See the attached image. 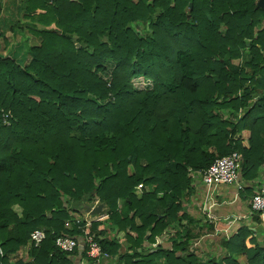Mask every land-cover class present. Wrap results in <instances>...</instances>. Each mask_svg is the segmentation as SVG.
Returning a JSON list of instances; mask_svg holds the SVG:
<instances>
[{
	"label": "trees",
	"instance_id": "16d2710c",
	"mask_svg": "<svg viewBox=\"0 0 264 264\" xmlns=\"http://www.w3.org/2000/svg\"><path fill=\"white\" fill-rule=\"evenodd\" d=\"M257 1L24 2L38 37L30 62L0 57V264L85 257L56 248L59 236H93L115 264H264V241L244 220L220 239L221 255L192 251V240L216 227L207 217L198 227L188 209L193 174L218 157L237 151L246 181L264 177ZM238 58L242 68L231 62ZM244 130L250 136L237 137ZM83 193L107 201L110 225L70 218L69 201ZM36 228L45 240L23 251ZM163 235L167 246L146 247Z\"/></svg>",
	"mask_w": 264,
	"mask_h": 264
},
{
	"label": "crops",
	"instance_id": "0c3cea01",
	"mask_svg": "<svg viewBox=\"0 0 264 264\" xmlns=\"http://www.w3.org/2000/svg\"><path fill=\"white\" fill-rule=\"evenodd\" d=\"M24 2H26V0H0V57L12 59L21 67L27 64L28 60L31 58L28 51V45H30L29 42H38V37H33V35L29 33L28 27L32 24V21L25 15L27 10H25L26 7ZM241 184L243 185L244 190L242 193L238 194L236 193V188L233 185L222 184L218 187V190L215 193V203L212 205V211L217 216L226 217L230 215L229 217L232 218L233 216L246 214L249 210L251 195L264 188V177L260 176L246 181L241 172ZM204 197V189L201 187L199 189L197 188L192 196V205H195V208L198 209V211L196 210L197 215L195 216L197 220L200 221L197 224L198 227L205 229L207 219L206 215L202 211ZM244 222H246L253 229L255 236L260 234L264 236L263 220L262 222H257L253 219V217H247ZM222 223L224 225H222ZM222 223L218 222L216 229L224 228L225 222L222 221ZM237 223L238 221L233 224L229 230ZM229 233L231 235L230 231ZM212 237L214 238L215 243H220V239H222V235L220 233H216L215 230L214 233L203 232L202 235L197 238L198 240H196L197 243L199 240L200 242L203 241L204 244L210 243V247L214 246L216 249L215 245H211V241L206 242L208 239L211 240ZM160 239L151 245L146 244V247H157ZM200 251H203L201 247ZM209 251H211V249H209ZM217 252L218 251H215L214 254H218ZM210 253L212 252H209V254ZM78 258L79 259L74 261V264H95L92 261H86V258H84V261H81V256ZM24 260H29L27 254L24 256ZM12 262L17 263L16 261H11L10 263ZM104 262H108V260Z\"/></svg>",
	"mask_w": 264,
	"mask_h": 264
},
{
	"label": "built area",
	"instance_id": "2783aa9c",
	"mask_svg": "<svg viewBox=\"0 0 264 264\" xmlns=\"http://www.w3.org/2000/svg\"><path fill=\"white\" fill-rule=\"evenodd\" d=\"M4 120L7 119V114H3ZM242 158L239 152L233 151L227 155L216 158L205 170L198 174H193L195 190L198 188L204 189L205 197L202 204V211L207 218L213 221L215 227L218 221L227 222L224 228L216 229V233H220L223 238L229 239V228L237 221L245 220L247 217H252L254 214H259L263 220L264 213V188L252 195L250 199L249 210L244 215H237L230 218L229 216H217L212 211V205L215 203L216 192L222 184L233 185L236 188V193L243 191L241 184ZM77 224L84 223L81 219L76 220ZM91 221L85 223L90 226ZM45 229L36 228L30 233L28 246H39L46 238ZM197 244V243H196ZM55 247L64 253H72L77 250H85V257L95 261V264L101 263L104 259L110 258V255L102 250L101 245L93 236H87L82 239H77L71 236L56 237ZM7 264H17L15 262Z\"/></svg>",
	"mask_w": 264,
	"mask_h": 264
},
{
	"label": "rangeland",
	"instance_id": "374dc122",
	"mask_svg": "<svg viewBox=\"0 0 264 264\" xmlns=\"http://www.w3.org/2000/svg\"><path fill=\"white\" fill-rule=\"evenodd\" d=\"M192 5V4H191ZM208 17L210 18V15H208ZM141 26V25H140ZM140 26H138V27H140ZM264 28V18L263 17H261L260 18V20H259V22L256 24V26H255V30L256 31H260V30H262ZM76 44V47H80L81 46V44L79 43V42H76L75 43ZM249 45V42H247V46ZM28 47H29V45H28ZM29 59V58H28ZM226 59H228V57H226ZM29 62H30V59L28 60V62H27V64H25L24 66H26V65H28L29 64ZM231 62L234 64V66H236V67H238V68H242L243 67V62H244V58H238V59H232L231 60ZM22 63V62H21ZM24 66H22V67H24ZM246 85H248V83L246 82ZM258 97L259 96H257L256 97V99H258ZM226 101L227 100H229L228 98H226L225 99ZM222 97H220V98H218V100H217V102L218 103H220V102H223V101H225ZM241 116V114H239V117ZM3 118H4V116H3ZM3 121H5L6 122V120H4L3 119ZM240 136H242V137H245V138H248L249 136H250V131L249 130H244V131H242V133L241 134H237V137H240ZM128 171L131 173L132 172V167H129L128 168ZM139 188L140 189H143L144 187L142 186V185H140L139 186ZM147 188V187H146ZM147 189H149V188H147ZM239 192H243V191H239ZM186 201V200H185ZM185 205H186V207H189L190 205H189V203L187 202V203H185ZM126 205L124 204V202L123 201H119V205H118V209L121 211V210H125L126 208ZM12 209L13 210H15L20 216H23V211H22V208L18 205V204H14L13 205V207H12ZM189 209V211L191 212V213H193V214H195V216L197 215V211H198V209H196V208H194V207H190V208H188ZM197 210V211H196ZM48 216H50V214L48 213ZM230 216V215H229ZM70 218L73 220V221H75L76 222V220H78V219H81V217L78 215V214H76V213H74V212H72V213H70ZM210 220V219H209ZM101 221H103V222H106L107 223V225H110L109 223V221H108V216L107 217H105V218H102L101 219ZM210 221H212V220H210ZM213 222V221H212ZM218 222H220V223H222V221H218ZM136 223H137V225H140V221L138 220V219H136ZM182 223H184V222H182ZM68 224H70V222H68ZM229 224V221H227L226 223H225V225H228ZM222 225H224L223 223H222ZM234 228V226L229 230L230 232L232 231V229ZM130 232V234H132L133 235V232H131V231H129ZM197 232V231H196ZM106 235H114V232H113V230L111 229V228H108L107 227V229H106ZM199 237V236H198ZM256 237L260 240V241H264V236H262L261 234L260 235H256ZM160 239V238H159ZM198 240V239H197ZM197 240H195V239H193L192 240V248H191V250L192 251H196V250H198L200 247L203 249V251L201 252H199V254L202 256V257H204L205 259H209L210 257H212L213 255H214V252L215 251H218L217 253H218V255H221L222 254V249H221V246H220V243H215V241H214V238L212 237V239L211 240H207L206 242H209V241H211V245H215L216 246V249L214 248V246H212V247H210V243H206V244H204V242L203 241H201L200 242V240L198 241V243H197ZM159 243H162L163 245H165V246H167L168 245V243H167V238H165V236L163 235L162 237H161V239H160V241H159ZM198 245H197V244ZM29 246H26L25 248H24V250L23 251H26V250H28L29 248H28ZM209 249H211V251H209ZM122 251H124L123 249H122ZM209 252H212V253H210L209 254ZM202 253V254H201ZM23 254H24V256L26 255L25 254V252H23ZM110 259V258H109ZM108 259V262H104L105 260H103V261H101V264H107V263H109V264H115V262L116 261H111V260H109ZM86 261H89V260H87L86 259ZM242 262H244V261H242Z\"/></svg>",
	"mask_w": 264,
	"mask_h": 264
},
{
	"label": "water",
	"instance_id": "95a60500",
	"mask_svg": "<svg viewBox=\"0 0 264 264\" xmlns=\"http://www.w3.org/2000/svg\"><path fill=\"white\" fill-rule=\"evenodd\" d=\"M257 6L264 8V0H258ZM90 197V193H83L79 199L69 201L68 209L78 214L84 223L101 220L107 217L111 210L106 200L90 201Z\"/></svg>",
	"mask_w": 264,
	"mask_h": 264
}]
</instances>
